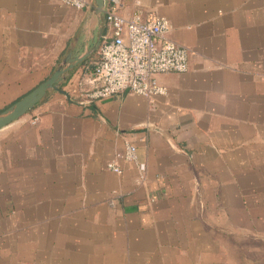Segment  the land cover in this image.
Here are the masks:
<instances>
[{"label":"crops","instance_id":"0c3cea01","mask_svg":"<svg viewBox=\"0 0 264 264\" xmlns=\"http://www.w3.org/2000/svg\"><path fill=\"white\" fill-rule=\"evenodd\" d=\"M90 1L0 0L7 96L46 79L60 56L86 54L60 90L0 128L15 176L0 193V264H97L98 254L99 264H232L227 243L264 237V0H120L123 16L168 19L188 70L158 74L166 92L152 99L81 104L108 31Z\"/></svg>","mask_w":264,"mask_h":264},{"label":"built area","instance_id":"2783aa9c","mask_svg":"<svg viewBox=\"0 0 264 264\" xmlns=\"http://www.w3.org/2000/svg\"><path fill=\"white\" fill-rule=\"evenodd\" d=\"M76 9L88 8L90 0H62ZM120 0H105L104 20L108 31L102 36L92 68L93 87L77 94L81 104H89L111 95L129 92L152 99L166 92L157 75L188 70L186 46L168 36L170 23L164 16L144 17L140 11L123 16L118 11ZM75 96V99H76ZM37 118H33V122ZM124 158L137 165L139 180L144 179V164L137 161L136 147L127 142ZM107 168L120 173V167L107 163Z\"/></svg>","mask_w":264,"mask_h":264},{"label":"rangeland","instance_id":"374dc122","mask_svg":"<svg viewBox=\"0 0 264 264\" xmlns=\"http://www.w3.org/2000/svg\"><path fill=\"white\" fill-rule=\"evenodd\" d=\"M62 56H60L54 66L56 68L58 62ZM54 71V70H53ZM52 71V72H53ZM51 72V73H52ZM37 86V85H36ZM5 86H0V112L11 105L13 102L18 100L24 94L34 88H29L26 93H19L13 96H7L1 89H4ZM33 123V122H31ZM4 145L7 146L6 152H2L0 159V167L2 172H0V193H13V190L10 189L12 184V179H15V176L10 175V165L8 162V136L4 139L2 136V131H0V146L4 150ZM113 199H108L109 204H112ZM3 206L9 207V201L7 196H3ZM4 232V231H3ZM241 245H233V241H230V244L227 243L226 251H230L231 255L234 254L235 260L231 261L232 264H264V237L251 235L249 232H244L240 240ZM104 259L103 256L98 254L97 264L102 262ZM227 262V261H226ZM41 264V263H37Z\"/></svg>","mask_w":264,"mask_h":264},{"label":"water","instance_id":"95a60500","mask_svg":"<svg viewBox=\"0 0 264 264\" xmlns=\"http://www.w3.org/2000/svg\"><path fill=\"white\" fill-rule=\"evenodd\" d=\"M104 6L105 0H94V11L96 13L101 12ZM85 57L86 54L71 56V53H67L61 63L46 79L0 112V128L32 109L35 104L44 98L48 90H60L59 82L65 78V72L75 67Z\"/></svg>","mask_w":264,"mask_h":264}]
</instances>
